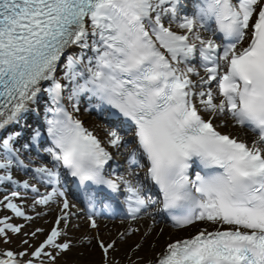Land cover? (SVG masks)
Instances as JSON below:
<instances>
[{"label":"snow or ice","instance_id":"1","mask_svg":"<svg viewBox=\"0 0 264 264\" xmlns=\"http://www.w3.org/2000/svg\"><path fill=\"white\" fill-rule=\"evenodd\" d=\"M81 215L127 227L73 238ZM163 215L194 234L141 255ZM93 241L101 264H264V0H0V264Z\"/></svg>","mask_w":264,"mask_h":264},{"label":"bare ground","instance_id":"2","mask_svg":"<svg viewBox=\"0 0 264 264\" xmlns=\"http://www.w3.org/2000/svg\"><path fill=\"white\" fill-rule=\"evenodd\" d=\"M85 119V123L87 126L91 127L93 123L97 122L93 117H83ZM55 209L53 210L50 216L45 217V220L51 221L55 218L56 215ZM122 219L119 220H109V219H98L99 229L96 231L90 230L88 228V224L86 221V217L81 215L78 220H74L73 223H79V228L70 229V236L73 238H78L84 233H89L91 235H96L98 231L99 238L102 240H110L115 239L117 233L123 231L125 227H127V222L121 223ZM157 224L155 230L148 238L149 241L154 243V247H150L149 245H145V248L141 255L145 256H153L156 253H159L163 250L165 244L170 239L182 238L190 233L194 234L195 229H188L187 231H178L174 229L172 226L167 225L160 219L159 216L156 217ZM39 226L49 227L50 225L44 224L43 222H38ZM141 228V232L129 238V243L134 241H139L141 239V234L146 228V223L142 222L140 225H134ZM160 229H164L163 233H160ZM73 253H69V257L74 261H78V264H101V250L96 246V241L92 242V245L89 246L84 244L82 246H78L74 248ZM123 252V248L121 249V254Z\"/></svg>","mask_w":264,"mask_h":264},{"label":"rangeland","instance_id":"3","mask_svg":"<svg viewBox=\"0 0 264 264\" xmlns=\"http://www.w3.org/2000/svg\"><path fill=\"white\" fill-rule=\"evenodd\" d=\"M17 222H20V221H17ZM17 243H18V240H14V242H13L12 245H5V247H9V246L14 247ZM74 251H75V250H74V248H73L71 253H73ZM71 253H70V254H71ZM70 254H69V255H70Z\"/></svg>","mask_w":264,"mask_h":264}]
</instances>
